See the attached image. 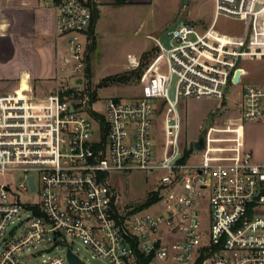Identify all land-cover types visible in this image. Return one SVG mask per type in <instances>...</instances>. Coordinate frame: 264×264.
Masks as SVG:
<instances>
[{
	"label": "built area",
	"instance_id": "2783aa9c",
	"mask_svg": "<svg viewBox=\"0 0 264 264\" xmlns=\"http://www.w3.org/2000/svg\"><path fill=\"white\" fill-rule=\"evenodd\" d=\"M39 1L53 8L64 50L45 84L0 92V175L22 177L17 189L0 182V264H70L64 234L109 264H264V163L244 141L245 124L264 123V85L243 88L233 113L202 132V148L199 137L184 143L178 108L182 98H223L247 75L240 60L264 59V0H212L206 27L183 17L168 47L153 37L166 68L155 103L90 88L100 0ZM219 16L238 21L239 33L216 31ZM138 64L128 57V67ZM133 171L152 184L140 206L110 184L112 173ZM14 219L20 232L6 240ZM46 241L62 252L37 262L23 256Z\"/></svg>",
	"mask_w": 264,
	"mask_h": 264
},
{
	"label": "rangeland",
	"instance_id": "374dc122",
	"mask_svg": "<svg viewBox=\"0 0 264 264\" xmlns=\"http://www.w3.org/2000/svg\"><path fill=\"white\" fill-rule=\"evenodd\" d=\"M212 0H189L187 6H183L182 0H152L147 4H136L125 0L117 4L114 0H100L98 6V19L90 31L93 44L89 47L87 65L89 67V86L98 96H119L123 99H134L142 95H148L155 103L161 96V82L166 68L164 62L158 57V49L155 47L153 37L166 29L179 17L189 18L206 27L210 23L212 15ZM214 29L225 34H236L241 30L238 21L219 16ZM136 57L139 64L132 68L127 66L128 57ZM145 65L148 69L145 70ZM239 65L245 69L247 75L243 83L230 86L229 93L223 98L201 97L182 98L178 108L183 120V141L185 144L193 142L211 124L221 121L234 111V103L240 92L246 85H264V59H243ZM144 67L143 77L136 80L133 77L124 82L107 81L102 85V80L107 77H117L129 72L137 71ZM157 75V76H156ZM87 76V75H86ZM156 76V79L153 77ZM101 84V85H100ZM158 97V98H157ZM261 123V122H256ZM257 156V151H253ZM7 181L13 189H17L22 177L19 171H13L0 175V182ZM110 184L120 194V200L131 206H140L146 192L152 188L149 177L143 173L133 171L131 173H112ZM10 200L14 199L9 194ZM26 212H22L20 220L25 222ZM20 221L14 219L7 228L6 240L20 232ZM64 238L71 250L88 264H109L106 259L99 257L95 252L83 244L81 239L64 234ZM5 242L0 241V252L5 247ZM62 252V247H51L50 242L38 244L23 251L31 262L40 261L47 255ZM44 254V256L42 255Z\"/></svg>",
	"mask_w": 264,
	"mask_h": 264
},
{
	"label": "crops",
	"instance_id": "0c3cea01",
	"mask_svg": "<svg viewBox=\"0 0 264 264\" xmlns=\"http://www.w3.org/2000/svg\"><path fill=\"white\" fill-rule=\"evenodd\" d=\"M151 1L129 0L138 5ZM63 50L50 5L39 0H0V92L45 84ZM244 141L255 161L264 163V123L245 124Z\"/></svg>",
	"mask_w": 264,
	"mask_h": 264
},
{
	"label": "water",
	"instance_id": "95a60500",
	"mask_svg": "<svg viewBox=\"0 0 264 264\" xmlns=\"http://www.w3.org/2000/svg\"><path fill=\"white\" fill-rule=\"evenodd\" d=\"M188 2H189V0H182L183 6H187L188 5ZM260 6H261V4L259 2H256L255 3V9H258ZM181 21H183V17L177 18L174 22H172L166 29H164L159 34V40L162 42V44L165 47H168L169 46V36H168V33L171 32L176 27V25L179 22H181ZM238 74H239V71L236 72V75L234 77V80L235 81H238ZM226 91H227V89H225V92ZM169 93H170V97L173 98V87L170 88ZM194 146L196 148H202V146H203V135L202 134L199 136L198 141H196L194 143ZM32 179H33V177L31 176L29 178V180H30V186L33 188ZM67 259H68V262L70 264H86L84 261H82L76 254L72 253L70 250L67 251Z\"/></svg>",
	"mask_w": 264,
	"mask_h": 264
},
{
	"label": "trees",
	"instance_id": "16d2710c",
	"mask_svg": "<svg viewBox=\"0 0 264 264\" xmlns=\"http://www.w3.org/2000/svg\"><path fill=\"white\" fill-rule=\"evenodd\" d=\"M125 0H114V2L115 3H117V4H120V3H123ZM98 10L97 9H93V13H92V23H91V27H90V31L93 29V24H95V22L97 21V19H98ZM93 44V43H92ZM92 44H91V46H92ZM90 46V47H91ZM142 68H144V67H140V69L139 70H137V71H132V72H129V73H127V74H123L122 76H117V77H107V78H104L103 80H102V85H105V83L107 82V81H113V82H124V81H127V80H130L132 77L134 78V79H136V80H140L141 79V77H142V75H143V70L144 69H142ZM86 75H87V77H88V79H89V77H90V73H89V67H88V65H87V69H86ZM101 85V84H100Z\"/></svg>",
	"mask_w": 264,
	"mask_h": 264
}]
</instances>
